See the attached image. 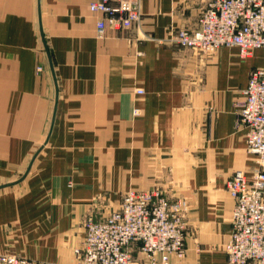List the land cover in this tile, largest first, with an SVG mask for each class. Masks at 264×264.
I'll list each match as a JSON object with an SVG mask.
<instances>
[{
    "label": "crops",
    "instance_id": "0c3cea01",
    "mask_svg": "<svg viewBox=\"0 0 264 264\" xmlns=\"http://www.w3.org/2000/svg\"><path fill=\"white\" fill-rule=\"evenodd\" d=\"M202 5L141 0L137 26L99 37L87 0H0V254L74 264L85 220L157 188L188 204L170 264H227L226 183L256 167L236 104L264 54L168 42Z\"/></svg>",
    "mask_w": 264,
    "mask_h": 264
},
{
    "label": "built area",
    "instance_id": "2783aa9c",
    "mask_svg": "<svg viewBox=\"0 0 264 264\" xmlns=\"http://www.w3.org/2000/svg\"><path fill=\"white\" fill-rule=\"evenodd\" d=\"M202 1L195 27L171 29L168 42L204 56L224 47L236 48L241 59L255 50L264 54V0ZM87 2L91 13L101 15L99 37L107 28L121 31L140 23L141 0ZM235 114L256 167L250 175L235 171L226 183L234 205L223 249L227 264H264V66L250 72ZM187 213L183 198L170 200L157 188L128 190L105 219L85 220L84 235L72 251L74 264H170L173 257L184 256ZM0 264L34 263L0 254Z\"/></svg>",
    "mask_w": 264,
    "mask_h": 264
}]
</instances>
